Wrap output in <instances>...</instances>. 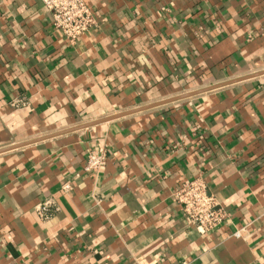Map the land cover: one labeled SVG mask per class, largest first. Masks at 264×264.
Listing matches in <instances>:
<instances>
[{"label":"crops","instance_id":"1","mask_svg":"<svg viewBox=\"0 0 264 264\" xmlns=\"http://www.w3.org/2000/svg\"><path fill=\"white\" fill-rule=\"evenodd\" d=\"M84 1L70 45L0 0V148L264 71V0ZM197 176L228 215L204 235L172 195ZM183 263L264 264V74L0 153V264Z\"/></svg>","mask_w":264,"mask_h":264},{"label":"built area","instance_id":"2","mask_svg":"<svg viewBox=\"0 0 264 264\" xmlns=\"http://www.w3.org/2000/svg\"><path fill=\"white\" fill-rule=\"evenodd\" d=\"M51 15L52 27L70 44L76 42L90 29L97 26V19L84 0H40ZM107 160L105 147L90 148L83 164L84 172L96 177ZM66 191L69 185L63 186ZM173 198L188 224L199 234L215 230L228 217L216 198L209 193L203 177L197 176L182 182L174 191ZM37 217L45 221L57 210L54 201L44 199L34 207ZM242 230L232 235L241 236ZM186 264V263H183Z\"/></svg>","mask_w":264,"mask_h":264},{"label":"water","instance_id":"3","mask_svg":"<svg viewBox=\"0 0 264 264\" xmlns=\"http://www.w3.org/2000/svg\"><path fill=\"white\" fill-rule=\"evenodd\" d=\"M263 74H264V71H260L258 73H254V74H251V75H248V76H245V77H240V78H237V79H231V80H228V81H224V82H221V83H217V84L211 85V86L206 87V88H202V89H199V90L187 92V93H184V94H181V95H177V96H174V97H171V98L159 101V102L150 103V104L143 105V106H140V107H137V108H133V109H130V110H127V111L115 113L113 115H109V116H106V117H103V118H100V119H97V120H94V121L83 123V124H80V125L68 128V129H64V130H61V131H57V132H54V133L43 135V136L37 137L35 139H31V140L24 141V142H19V143H13V144H11V145H9L7 147L0 148V153L6 152V151H9V150H13V149H16V148L24 147L26 145H29V144H32V143H35V142H38V141H41V140H45V139H48V138H51V137H54V136H57V135H61V134H64V133H68V132H71V131H74V130L86 128V127L93 126V125H96V124H99V123H104V122H108V121H111V120H114V119H118V118H121V117H124V116H127V115H131V114H134V113H138V112H142V111H145V110H149V109L161 106V105H165V104H168V103H171V102H174V101L185 99V98H188V97H191V96H194V95H197V94H201V93H204V92H207V91H211V90H214V89H219L221 87H225L227 85L234 84V83H237V82L249 79V78L257 77V76H260V75H263Z\"/></svg>","mask_w":264,"mask_h":264}]
</instances>
